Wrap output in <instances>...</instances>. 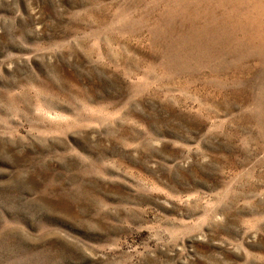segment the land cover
Here are the masks:
<instances>
[{
    "label": "rangeland",
    "instance_id": "rangeland-1",
    "mask_svg": "<svg viewBox=\"0 0 264 264\" xmlns=\"http://www.w3.org/2000/svg\"><path fill=\"white\" fill-rule=\"evenodd\" d=\"M0 264H264V0H0Z\"/></svg>",
    "mask_w": 264,
    "mask_h": 264
}]
</instances>
